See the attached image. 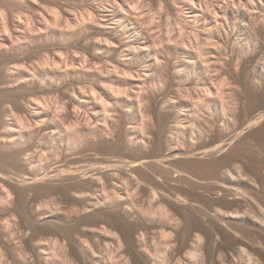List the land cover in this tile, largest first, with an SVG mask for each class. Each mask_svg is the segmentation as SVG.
<instances>
[{
    "label": "bare ground",
    "instance_id": "bare-ground-1",
    "mask_svg": "<svg viewBox=\"0 0 264 264\" xmlns=\"http://www.w3.org/2000/svg\"><path fill=\"white\" fill-rule=\"evenodd\" d=\"M40 1L57 4L50 11L46 9L48 17L44 21L34 17L42 12L35 11L31 17L13 11L17 4L37 8ZM76 1L0 0V254L6 252L5 256L0 255V264H252L253 259H242L245 251L235 257L232 253L223 252L218 241L213 239H210V246H206L209 249L205 254L202 248L204 237L198 234L194 237L189 236L191 233L181 234V240L173 236L174 240L179 239V242H172L171 238L173 244L170 241L165 243L166 239L167 247L163 250L158 243L155 248L149 245V239L143 233L149 226L159 223L162 228L161 223H166L165 226L173 228L181 224L163 204L155 209L149 208L154 206L145 207L147 209L134 207L137 210L134 214L133 209H129L132 204L130 198L137 200L131 197L134 196L133 188L144 185L142 178L160 180L159 176L154 179L150 175L153 171L150 174L146 172L159 164V156L154 153L159 145L158 135L151 131L154 126L150 125V129L147 125V117L151 115L159 124V106L147 93L136 90L137 94H142V100L129 94L131 88H135L131 85L135 81L138 86L153 85L154 82L159 84V79L164 81L168 78L172 82L183 79L181 77L191 78L195 72L202 78L207 77L210 71L208 64L214 67L217 64L213 60V65V54L219 55L216 59L226 57L224 60L229 65L234 59H243L241 51L245 49L236 50L230 45L237 40L236 36H239L242 46L256 44L251 59L249 57L244 64L251 65L263 59L264 0H81L86 5L82 13L73 17L70 7ZM148 11L153 13L148 14ZM175 16H180L179 20L177 18L179 22L173 21ZM39 17L45 18L44 15ZM174 22L182 26L176 33ZM185 25L196 26L198 30L186 32ZM193 26L191 28L195 30ZM162 28L169 31L168 34L163 31L167 35L159 34ZM206 32H210L216 42L212 44L214 40ZM78 35H82L80 39L86 55L78 51L79 56L69 55L70 48L66 51L68 53H64L68 54L66 60L58 61L55 57L51 61L49 56L50 59L46 57L26 69L4 62L6 55L11 53H16V58L20 59L41 41L60 44ZM207 45H212V49ZM229 45L231 51L225 50L230 49ZM222 47H225L224 51ZM175 53L182 57L181 64L171 60ZM60 61L64 63L63 67ZM85 82L91 83V93L85 91L89 86L83 88L85 90L80 88ZM78 87L80 90L77 91ZM64 88L67 91L54 101L47 97L48 92ZM34 92L41 95L35 97ZM128 96L133 101L137 98V102L145 103L143 108L139 107V102L137 105L141 108L140 116L146 119L148 133L143 127V134L138 135L121 128L133 109H127L131 106ZM203 103L200 104L205 107L207 103ZM82 109L87 110L89 116L85 117L83 114L86 112L82 114ZM263 117L264 112H259L256 120ZM93 119L97 122L102 120L103 125H94L96 121ZM57 122L64 124L57 127L59 133L55 127ZM114 146L139 154L141 159L133 160L127 154L117 156L113 152ZM62 178L66 182L63 186L50 185V181ZM122 181L126 182L128 187H123L127 190L118 187ZM138 187L134 189L137 191ZM51 188L76 203V208L63 213L54 210L44 198ZM155 192L153 196L158 200L159 195ZM82 216H87L85 220L101 224V227H82L79 222ZM11 220L31 222L29 230H33V234L29 239L14 238ZM44 220H48L46 225L61 236L62 243L58 238L52 244L37 241L34 226L44 223ZM178 245L192 249L181 258L177 252Z\"/></svg>",
    "mask_w": 264,
    "mask_h": 264
},
{
    "label": "rangeland",
    "instance_id": "rangeland-1",
    "mask_svg": "<svg viewBox=\"0 0 264 264\" xmlns=\"http://www.w3.org/2000/svg\"><path fill=\"white\" fill-rule=\"evenodd\" d=\"M40 4L45 9H43ZM40 4L39 6L42 9H40L39 6L37 8H30L17 4L14 6L13 11L16 13L23 12L24 14L26 13V16L31 17L36 14L35 11L42 12L41 15H44L45 18L39 17L41 16L40 14L37 16L38 13L34 15V17L44 21V19H47L46 16L48 17L46 9H53L54 7H57V4L53 1H40ZM85 5L86 3L81 0L71 4V15L73 17L78 16L80 12L82 13V9ZM151 13L153 12L150 11L149 13L148 11V14ZM181 14L183 15V12H181L180 15ZM175 17L176 18H174L173 21L179 22L178 20L180 19V16L179 18L178 16ZM177 22H174L175 24L173 26L175 33L182 28L181 25L177 26ZM185 26L184 29H187L185 30L186 32L189 31L195 33V31L198 30V28L193 25ZM191 26H193L195 30H193ZM188 27H190V30ZM163 29L165 28H162L161 31H159V34L161 32L162 35V32L165 31ZM168 32L169 31H165L167 34ZM206 33L209 35L211 34L210 32ZM164 34L162 36L167 35ZM82 35L63 41L60 44L56 41H41L32 49L26 51L24 55L20 54L22 56L20 59L16 58L18 57L16 53H11L6 55V60L4 62L10 66H20L26 69L35 66V64H39V62L46 57V59H48L49 56L51 57V61H53L55 57L58 61L64 58V60H66L68 54L64 55V53H68L69 51H66L70 48L69 55L79 56V53L84 54V50L82 49L83 43L81 42L82 39H80V36ZM224 35H226V33H224ZM210 37L214 40L212 35H210ZM210 37L206 38L211 40ZM236 39L237 40L232 41L230 45L232 48H236V50H239L240 48V51L245 49V51H241L243 59H234L231 63L232 65H229L224 60L226 57H223V59H216L219 55H211L213 58H211L212 61H216L217 64L215 67L210 63L208 64L210 65L208 76L211 75L209 78H207L208 76L202 78L203 76L201 74L195 72L196 74L193 73L191 78L181 77L183 79L179 78L181 80L172 82L167 78L164 81L159 79V84L154 82V84L152 83L153 85L148 83L149 85L141 84V86H138L139 84H136L138 83L135 81L136 79L133 80L136 83H131V85H134L133 87H135L130 90L129 95H133L131 96L132 98L139 97V100H142L140 99L141 95L147 93L152 99L154 98L153 100L155 101L152 102L154 104L157 102L156 105L159 106V124L156 123L153 115L147 117V121H149L147 122V125L149 127L150 125L151 127L154 126V132L153 128L151 131L158 135L159 145L155 147L154 153L159 156V164L153 168L156 170L148 169L149 171L147 170L146 172H149L150 174L153 171V175H150L152 177L154 176V179H157V176H159L160 180L158 181L157 179L152 181L138 173L139 176L144 177L147 180L142 178L144 185L140 188L138 186L134 187H138L139 191H136L134 188L133 192L131 191L134 196L136 192L138 193L137 197H131L136 198L139 202L137 200L134 201V199L133 202L132 198H130L132 203L130 206L132 207L129 206V209H133L134 207L138 209L139 206H143L144 208L154 206L149 208L155 209V207L158 208V206L163 204L166 208H169L172 211L175 216L174 219L180 221L178 223L181 225L175 223L178 226L173 228L171 226L168 228L169 225L165 226L166 223H161V228L160 224L157 223L156 225H151L148 229L143 230V233L146 234L145 236L149 239L148 242L152 248H155V246L159 244V248L163 250L167 247L165 243H170L171 238L174 240L173 236H175V238L179 237L181 240V234L187 233V235H189L188 233H191L189 236L192 235V237H194L199 235L204 237H202L204 240L202 248L203 252L205 251V254L209 249L206 246H208V244L210 246L212 241H210V239H213L218 241L220 247H222L223 252L225 253H232L235 257H239V252L245 251L244 257L246 258L243 257V260L246 261L251 258L253 259L251 262L252 264H264V117L258 121L256 120L258 113L264 112V58L251 63V65H248L250 63L244 64V62L249 61V57L251 59V54H253L256 44L250 43L248 47L242 46L243 43L239 41V36L238 38L236 36ZM213 42H216V40L211 43L213 44ZM161 45L159 46L160 49ZM194 45L195 48H197V45ZM206 47L212 49L210 48L212 45L209 47L207 45ZM231 47L230 49L225 50L231 51ZM79 48L81 52L79 51ZM179 50L181 49L179 48ZM77 51L79 53H77ZM76 53L77 55H75ZM168 55L170 57L171 54ZM173 55L172 58L170 57L173 63L181 64L183 60L182 57L177 53ZM175 55H177V58ZM213 56H215V58ZM80 57L85 58V56L83 57L81 55ZM87 57L88 55L86 58ZM227 58L229 57L227 56ZM219 60H223L224 62ZM60 63L61 66L64 64L61 61ZM214 64L215 62L213 65ZM211 66L213 71H211ZM246 67L248 70H246ZM194 75L195 79H193ZM188 78H190V80H188ZM86 82L84 83V86L81 84L82 86L79 85V87L81 86V89H86V87L89 86L86 90H83L90 92V86L92 87V85L90 82ZM161 83L163 85H161ZM223 83L228 84L224 87ZM163 86L166 87L164 88ZM79 87L77 88V91L80 90ZM143 89H146V92L143 91ZM205 89H208V92ZM65 90L67 91V89L64 88L61 91H55L54 93L48 92L47 97L50 98L51 101H54L57 97L61 96ZM83 90H81V92L85 93ZM132 90H134L135 93H133L134 91L131 92ZM151 91L157 92L153 93ZM137 92L144 93L139 95ZM222 93L224 94L226 101L224 97H222ZM77 94L79 95L80 91ZM218 94L220 96H217ZM40 95L39 92L33 93V96L35 97ZM128 98L131 101V106L127 109H133L129 111L127 119L125 118V121L123 120L124 122L121 128L133 131V133L138 135L139 133L143 134V129H141V127H143L145 128L144 132L148 133L146 130H149V128L145 127L146 119L144 118V120L140 116L142 115V113L140 114L141 108L145 107V103H140V101H138L140 103L139 107H141L139 108L137 105L139 104L137 98H135V102L132 98L130 99V96H128ZM221 98H223L225 102L221 101ZM228 102L230 103V107H227V105L229 106ZM134 103L136 104V108ZM143 103L144 105L142 106ZM200 103L207 104L204 107ZM82 110V114L86 112L83 114L85 117L89 116L87 110ZM132 110L134 113H132ZM17 114L21 115L19 112H17ZM132 114L134 115L132 116ZM129 117L131 118L129 119ZM148 118L150 119L148 120ZM93 122L95 123L94 125L100 123L103 125L102 120L97 122V120L93 119ZM57 123L55 124V127L56 131L58 130L57 132L59 133L60 131L57 127L60 128L63 123ZM130 127H138V129L140 128L142 131L140 132L139 129L134 132V128L131 129ZM151 131L149 132L151 133ZM123 149L124 148L122 147L116 146L115 148L114 146L113 152L117 156L127 154L128 157L133 160L141 159L139 154L127 151L126 153L124 151L125 149ZM168 158L172 159L170 160ZM158 169L159 173L157 172ZM63 182L62 178L60 180L50 181V185L53 187L63 186L62 184L66 183ZM155 183H157L158 186ZM125 184L126 182L123 183L122 181L121 185L118 187L126 189L123 187H128ZM155 191H157V195H159V197L157 196V199L159 198L158 200H156L155 195L153 196V194L156 193ZM44 198L52 205L54 210H59L60 213L72 211L76 208V203L73 204L68 201L62 193L55 192L52 188L46 192ZM134 203L139 204L134 206ZM163 205L162 207H164ZM136 211L133 209L132 213L134 214ZM81 218L84 219L79 220L83 225L82 227L92 225H95V227L98 228L101 227V224L94 223L93 220H85L87 216L86 218L85 216H82ZM145 220L149 219L145 218ZM6 221L9 220H5V222ZM47 221L48 220H44V223L36 224V226H34V230H36L37 233V241L43 240L45 243L50 242L49 244H52L55 242L54 239L58 238L62 243L61 236L55 230H52L46 225ZM12 223L13 234L16 240L21 237L29 239L33 234V230H29V228H32L29 220H13ZM187 228H190V231L187 230ZM177 239L172 242L179 240ZM161 245L164 247L162 248ZM179 245L177 247V252L179 251V256L181 258L192 249L190 246L181 248ZM2 253L4 254L6 252L4 251Z\"/></svg>",
    "mask_w": 264,
    "mask_h": 264
}]
</instances>
